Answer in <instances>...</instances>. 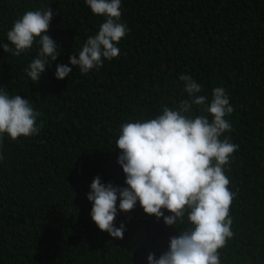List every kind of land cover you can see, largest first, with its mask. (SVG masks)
<instances>
[{
  "label": "trees",
  "instance_id": "trees-1",
  "mask_svg": "<svg viewBox=\"0 0 264 264\" xmlns=\"http://www.w3.org/2000/svg\"><path fill=\"white\" fill-rule=\"evenodd\" d=\"M47 6L54 16L46 34L59 53L37 82L25 69L38 43L19 56L0 48V88L28 99L41 113L37 125L43 121L38 134H5L0 144V264H147L149 252L167 250L187 220L166 226L139 202L120 211L118 199L115 226L125 231L117 239L92 221L87 193L97 175L127 187L115 147L120 125L188 99L181 74L202 85L199 95L209 102L223 87L234 109L221 137L239 146L225 166L236 195L234 235L219 249L221 264H264V0H121L119 22L129 31L120 55L87 74L69 55H78L105 17L85 0H0V41L19 15ZM57 64L73 71L57 79ZM191 114L200 115V106Z\"/></svg>",
  "mask_w": 264,
  "mask_h": 264
},
{
  "label": "clouds",
  "instance_id": "clouds-1",
  "mask_svg": "<svg viewBox=\"0 0 264 264\" xmlns=\"http://www.w3.org/2000/svg\"><path fill=\"white\" fill-rule=\"evenodd\" d=\"M85 4L94 15L105 19L96 34L88 36L78 55H69V63L83 74L102 67L104 60L118 57L117 45L129 31L119 22L121 0H85ZM53 16L49 6L27 10L14 20L6 34L7 42L0 41V48L13 56L38 43V55L25 69L34 82L59 53L57 43L46 34ZM72 71L57 64L54 75L64 79ZM179 79L188 99L179 101L175 109L163 105L152 118L120 125L115 147L120 150L117 163L127 187L102 183L95 176L87 193L92 203L90 216L98 229L123 239L125 225L115 226L117 200L122 212L133 210L139 202L146 214L163 218L166 226L175 227L185 220L189 225L169 238L167 250L159 257L149 252L147 264H221L219 249L234 235L230 205L236 195L229 188L225 166L239 147L228 137H221L231 130L225 117L234 109L223 87L212 90L209 102L208 96L199 95L202 85L190 75L181 74ZM193 105L200 106V115L191 114ZM40 115L28 99L0 88V144L5 134L11 140L38 134L43 127V121L36 123ZM165 209L169 215L164 214Z\"/></svg>",
  "mask_w": 264,
  "mask_h": 264
}]
</instances>
